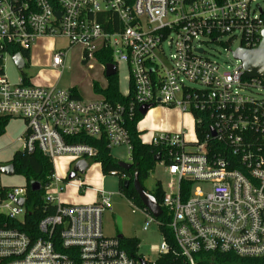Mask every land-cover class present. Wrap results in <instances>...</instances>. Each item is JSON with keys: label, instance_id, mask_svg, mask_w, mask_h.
<instances>
[{"label": "built area", "instance_id": "obj_1", "mask_svg": "<svg viewBox=\"0 0 264 264\" xmlns=\"http://www.w3.org/2000/svg\"><path fill=\"white\" fill-rule=\"evenodd\" d=\"M260 1L0 0V118L24 121L18 152L39 150L54 164L44 188L49 214L36 233L26 230L32 213L28 185H0V264H156L171 251L189 264H196L200 253L264 257V96L253 95L264 92V76L247 77L234 56L264 41ZM54 37L65 38L69 46L54 54L53 66L64 67L75 45L83 48L86 64L98 54L110 55L117 73L120 64L128 69L129 88L121 93L131 98L86 100L73 88L37 87L27 77L10 83L4 56L13 59V50L29 51L35 42ZM213 44L233 58L231 70L207 55ZM152 105L191 114L194 138L183 130L146 140L147 131L137 124L141 142L161 149L158 163L171 178L160 207L175 247L160 232L157 259L150 261L130 255L118 237L104 235L103 214L112 194L96 190L94 203L76 206L56 202L54 193L62 191L60 181L73 184L68 172L65 179L56 173L58 158L76 164L97 154L76 137L104 138L111 150L126 148L131 162L128 126L142 107ZM126 179L121 174V181ZM79 188L85 193L88 186L81 182ZM141 211L147 217L144 229L156 224L160 230L162 216L156 219L145 207Z\"/></svg>", "mask_w": 264, "mask_h": 264}, {"label": "rangeland", "instance_id": "obj_2", "mask_svg": "<svg viewBox=\"0 0 264 264\" xmlns=\"http://www.w3.org/2000/svg\"><path fill=\"white\" fill-rule=\"evenodd\" d=\"M261 4H264L260 1ZM69 43L65 38L54 37L41 39L30 47L29 57L26 58V66L21 71L18 70L10 54L4 56V72L9 82L12 84L20 83L25 75L32 85L37 87H54L68 90L77 89L81 97L86 100H93L99 96L94 92V83L106 86L107 78L104 73V66L98 61L93 60L89 64L83 63V48L80 45L71 47L68 51L64 67L53 66V56L56 52L68 48ZM238 47V41L232 48ZM207 55L217 59L226 69L231 70L233 67V58L225 51V47L213 44L208 46ZM128 69L125 65L120 64L118 67V78L120 91L125 94L128 91ZM255 97H263L264 92L255 91ZM160 108H165L169 112H158ZM151 113L139 122L141 131L146 130L144 138L149 140L154 134L161 133H178L185 130L188 139L194 138V120L191 114H184L178 109L164 106H155ZM170 126L164 128V126ZM176 128V129H174ZM25 130V123L21 119H12L5 129V133L0 136V167L11 163L16 152L21 151L23 142L19 141ZM112 155L117 162H129L130 156L126 148H113ZM75 166L71 164L66 157L58 158L55 162V171L60 178L65 179V173L71 172ZM104 176V178H103ZM170 176L166 173L165 168L159 163L150 173L147 180L142 186L149 194L157 192L159 184L163 189H167L170 183ZM83 181V182H82ZM121 175H104L99 164L94 163L84 175H78L77 179L71 183H83L97 190H104L112 194L110 210L103 214V233L108 238H117L122 235L124 238L136 239L139 242L137 255L153 261L157 259L156 249L162 243V235L156 224H153L148 230H145L147 217L141 211L140 206L130 201L119 191ZM0 185L9 187H21L28 185L26 179L16 174L7 176L0 173ZM57 187V186H56ZM58 187L62 189L58 194L54 193L56 202L62 201L69 205H85L86 201L96 198V192L86 190L81 195L77 191V186L68 185V181H60ZM28 207H31L28 204ZM166 217V216H165Z\"/></svg>", "mask_w": 264, "mask_h": 264}, {"label": "trees", "instance_id": "obj_3", "mask_svg": "<svg viewBox=\"0 0 264 264\" xmlns=\"http://www.w3.org/2000/svg\"><path fill=\"white\" fill-rule=\"evenodd\" d=\"M30 51L13 50L12 53H21L24 57H29ZM97 61L102 65H108L113 62L110 55H97ZM86 64V62H83ZM26 80V76H23ZM108 85L106 88H102L98 83H94L93 89L96 94L104 96L107 100L116 102L128 101L132 94L124 98L120 88H119V78L118 73L108 78ZM76 92L77 90L73 88ZM142 120V116L137 115L135 120L131 122L128 126V130L132 141V155L131 163L133 168L129 171L123 170L118 166L117 160L112 155V150L108 147V144L104 138L99 140L89 138V137H76L74 140L78 142H84L92 145L96 148L97 154L93 159L94 163L101 165V170L104 175H110L111 173H116L118 175L124 174L127 177V181L130 182L128 187L123 186V182L120 181L119 191L121 194L125 195L130 201L135 202L140 206V209H144V206L139 199L137 192L133 186L135 175L138 174V179L142 183L147 180L150 173L154 170L158 162L155 158L161 153V149L155 148L148 144H143L140 140V134L137 130V124ZM9 119L0 118V136L5 133V129L9 124ZM11 163L15 167V171L18 175L23 176L28 184V203L31 205L32 213L27 215L26 221L28 228L26 229L30 233L37 232V226L40 220H42L47 214L44 212V188L50 182V177L54 173V164L51 159L43 155L39 150H36L33 154H27L22 152H16L13 156ZM31 182H39L42 186L40 192H33L30 189ZM159 205L162 204L164 198V190L159 184L156 193L152 194ZM53 209L50 213H53ZM161 226L160 232L166 237L171 248L174 246V238L172 231L167 227L169 219L164 216L160 218ZM25 230V229H24ZM122 247L130 254L135 256L138 251L139 242L132 238H122ZM156 264H189L188 260L181 256L180 254L173 253L171 251L169 254L161 256L156 261ZM196 264H264V257L245 259L237 257L233 254H219V253H200L196 255Z\"/></svg>", "mask_w": 264, "mask_h": 264}, {"label": "water", "instance_id": "obj_4", "mask_svg": "<svg viewBox=\"0 0 264 264\" xmlns=\"http://www.w3.org/2000/svg\"><path fill=\"white\" fill-rule=\"evenodd\" d=\"M60 15V14H59ZM264 35V34H263ZM235 58L241 60L244 65L246 76L249 78L254 77H262L264 76V41L261 46L253 51H247L244 49H239L234 54ZM13 61L15 62L18 70H23L25 68V61L23 59L22 54L17 53L13 56ZM105 77L111 78L117 74V67L113 64L106 65L104 70ZM154 108L152 106H144L140 109V115L145 117L149 111ZM155 161H160V154H158L155 158ZM93 161H79L75 164L73 170L68 173V180L74 181L77 179L78 175H84L90 168ZM118 166L126 171H129L133 168L131 162H118ZM0 173L7 175V176H14L15 175V167L14 165L8 164L6 166L0 167ZM129 182L126 181L124 183V187H128ZM133 186L135 191L137 192L139 199L141 200L143 206L157 219L162 216V209L156 199L144 189L141 185L138 174L135 175ZM30 189L33 192H40L42 186L39 182H31ZM20 205L24 204V200L19 202ZM119 239H122L123 236L119 235Z\"/></svg>", "mask_w": 264, "mask_h": 264}, {"label": "crops", "instance_id": "obj_5", "mask_svg": "<svg viewBox=\"0 0 264 264\" xmlns=\"http://www.w3.org/2000/svg\"><path fill=\"white\" fill-rule=\"evenodd\" d=\"M99 84V83H98ZM107 85H108V80H107V82H106V86H101L100 84H99V86L100 87H102V88H106L107 87ZM77 90V89H76ZM77 92L79 93V95L81 96V93L77 90ZM98 96H100L99 94H97ZM158 112H161V113H164V112H169L167 109H165V108H160L159 110H158ZM151 113V111L148 113V114H150ZM147 114V115H148ZM146 115V116H147ZM183 116H184V114H182V118H183ZM170 126H172L171 125V123H170V125L168 124V126H164V128H169ZM173 127V126H172ZM174 129H176V128H174ZM183 131V130H182ZM181 132V131H180ZM99 166H100V168H101V165L99 164ZM103 178H104V176H103ZM83 182V181H82ZM73 185L74 186H77V191H78V193L79 194H81V195H83V194H85V193H80V188H79V184H77V183H73ZM87 186V185H86ZM87 190L89 191V190H91V191H95L96 192V198L95 199H93V200H88V201H86L85 203V205H87V204H92V203H94L96 200H97V189H94L93 187H91V186H88V188H87ZM86 192V191H85Z\"/></svg>", "mask_w": 264, "mask_h": 264}, {"label": "flooded vegetation", "instance_id": "obj_6", "mask_svg": "<svg viewBox=\"0 0 264 264\" xmlns=\"http://www.w3.org/2000/svg\"><path fill=\"white\" fill-rule=\"evenodd\" d=\"M9 164H10V163H9ZM126 181H127V179H126L123 183H125ZM129 185H130V182H129ZM129 185H128V186H129ZM123 186H124V184H123Z\"/></svg>", "mask_w": 264, "mask_h": 264}]
</instances>
